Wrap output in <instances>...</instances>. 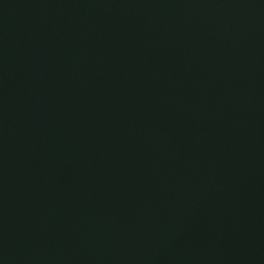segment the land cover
I'll return each mask as SVG.
<instances>
[{
  "label": "water",
  "instance_id": "1",
  "mask_svg": "<svg viewBox=\"0 0 264 264\" xmlns=\"http://www.w3.org/2000/svg\"><path fill=\"white\" fill-rule=\"evenodd\" d=\"M0 264H264V0H0Z\"/></svg>",
  "mask_w": 264,
  "mask_h": 264
}]
</instances>
